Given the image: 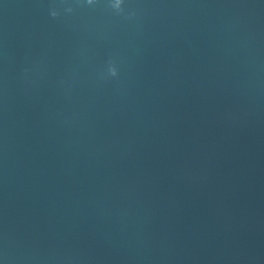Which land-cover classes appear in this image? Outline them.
Returning a JSON list of instances; mask_svg holds the SVG:
<instances>
[{
  "label": "water",
  "instance_id": "95a60500",
  "mask_svg": "<svg viewBox=\"0 0 264 264\" xmlns=\"http://www.w3.org/2000/svg\"><path fill=\"white\" fill-rule=\"evenodd\" d=\"M114 3L0 0V264H264V0Z\"/></svg>",
  "mask_w": 264,
  "mask_h": 264
},
{
  "label": "clouds",
  "instance_id": "9594fccd",
  "mask_svg": "<svg viewBox=\"0 0 264 264\" xmlns=\"http://www.w3.org/2000/svg\"><path fill=\"white\" fill-rule=\"evenodd\" d=\"M88 3L89 4H91V3H93V0H88ZM121 4H122V0H118V7H117V3H116V0H115V3L112 5L114 8H116V9H120V7H121ZM53 15H56V13H53ZM112 75H116V72H113V74Z\"/></svg>",
  "mask_w": 264,
  "mask_h": 264
}]
</instances>
